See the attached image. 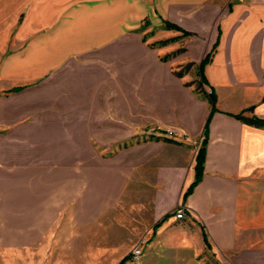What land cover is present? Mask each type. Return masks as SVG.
Instances as JSON below:
<instances>
[{"label":"crops","instance_id":"crops-1","mask_svg":"<svg viewBox=\"0 0 264 264\" xmlns=\"http://www.w3.org/2000/svg\"><path fill=\"white\" fill-rule=\"evenodd\" d=\"M165 21L191 33L182 46L154 44V30L181 35ZM251 118L264 120V0H0V226L16 237L102 229L123 243L118 264L137 238L133 264H264Z\"/></svg>","mask_w":264,"mask_h":264},{"label":"rangeland","instance_id":"rangeland-1","mask_svg":"<svg viewBox=\"0 0 264 264\" xmlns=\"http://www.w3.org/2000/svg\"><path fill=\"white\" fill-rule=\"evenodd\" d=\"M164 23L165 27L168 28L166 24L170 22L165 21ZM175 25L178 26L177 24ZM142 26L147 25L143 23ZM142 31L144 33L146 30ZM154 31L155 35L164 36L163 39L154 43L156 45L162 43H175L182 46L184 44L183 38L189 36L181 33L180 37H169V33L161 35V30ZM148 32V39L151 40V34L153 33H151L152 31ZM147 36H145V38H147ZM179 50L183 51L184 49L181 48ZM185 68L186 66L182 69L186 70ZM122 215L123 220L128 219L126 213ZM130 219L129 217V220ZM15 229L18 230L17 228L0 226V264H118L121 259V254L113 256L112 253L115 249H120L122 247H120V245H123V243L113 248V246H111L114 243L113 236L106 237V235L102 233V229H97L93 235L85 236L83 234L79 235L78 233L74 235L71 233L64 234L62 233L65 231L63 228L59 230L51 228L50 232L45 234L38 241H25L22 236H14L11 231ZM21 230L23 229L19 228V231ZM144 240L143 245L147 241L146 239ZM141 241L137 238L133 244H128V249H130L129 252L132 253V250ZM130 262L133 264L135 258L131 257L125 264H130ZM204 263L220 264L211 257H206Z\"/></svg>","mask_w":264,"mask_h":264},{"label":"trees","instance_id":"trees-1","mask_svg":"<svg viewBox=\"0 0 264 264\" xmlns=\"http://www.w3.org/2000/svg\"><path fill=\"white\" fill-rule=\"evenodd\" d=\"M168 26L169 29H174L177 31H180L183 35H191L190 32L183 30L182 28L176 26L175 24L172 23H167L166 24ZM163 44V43H162ZM180 50H178L177 52H179ZM209 59V54L207 56H205L202 61L199 64V72L200 75L202 74V67L204 66V64L206 63V61ZM191 64H188L186 67H189ZM183 72V69L176 71L175 74L180 76ZM205 84V80L202 77V75L200 76V81H199V86H203ZM20 88H15V89H11L9 91H18ZM209 99V102L211 104V111L210 114L204 124L203 127V138L201 141V145L197 151L196 154V163H195V180L192 182V184L190 185V187L187 189V191L185 192L184 196L188 195L193 187L197 184V182L201 179L202 173H203V164H204V160H205V147H206V143H207V128H208V123L210 121V116L212 114V112H214L215 109V101H216V97L214 94V91L211 89L209 90V93H206ZM234 117L244 120L243 116L241 115V113L239 114H235ZM249 122L255 123V124H264V120L262 119H258V118H251L249 120H247ZM164 219V218H163ZM162 222V220H161Z\"/></svg>","mask_w":264,"mask_h":264},{"label":"built area","instance_id":"built-area-1","mask_svg":"<svg viewBox=\"0 0 264 264\" xmlns=\"http://www.w3.org/2000/svg\"><path fill=\"white\" fill-rule=\"evenodd\" d=\"M209 93V91L207 92ZM175 131L174 130H168V134H173ZM185 216V210L181 207V208H178L176 211H175V217L176 218H183ZM142 240V241H141ZM140 243L132 250V256L133 258H135V260L138 258V256L141 254V248H142V245L144 243V239H141Z\"/></svg>","mask_w":264,"mask_h":264}]
</instances>
